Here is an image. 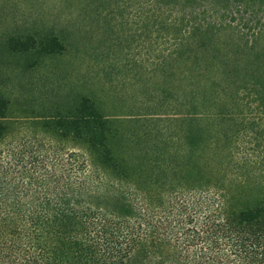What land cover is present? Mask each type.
<instances>
[{"label": "rangeland", "instance_id": "374dc122", "mask_svg": "<svg viewBox=\"0 0 264 264\" xmlns=\"http://www.w3.org/2000/svg\"><path fill=\"white\" fill-rule=\"evenodd\" d=\"M52 40L61 47L43 53ZM0 97V151L13 155L22 200L31 196L20 177L65 179L81 160L86 196L113 211H136L135 196L157 197L158 185L173 192L196 161L264 166V0H0ZM82 98L105 118L125 169L111 172L54 127Z\"/></svg>", "mask_w": 264, "mask_h": 264}, {"label": "trees", "instance_id": "16d2710c", "mask_svg": "<svg viewBox=\"0 0 264 264\" xmlns=\"http://www.w3.org/2000/svg\"><path fill=\"white\" fill-rule=\"evenodd\" d=\"M59 47L52 40L41 51ZM8 107L0 97V140ZM54 123L58 132L94 147L106 169L123 167L114 163L107 123L89 100ZM193 147L195 156L206 158ZM12 157L0 151V264H264V166L251 157L224 167L196 161L179 172L173 192L162 184L157 197L137 194L136 211L107 210L86 196L92 188L85 160L77 170L64 168L65 179L20 177L31 196L22 200L13 193ZM70 172L78 175L74 187Z\"/></svg>", "mask_w": 264, "mask_h": 264}]
</instances>
